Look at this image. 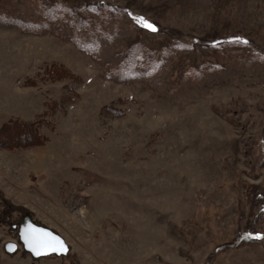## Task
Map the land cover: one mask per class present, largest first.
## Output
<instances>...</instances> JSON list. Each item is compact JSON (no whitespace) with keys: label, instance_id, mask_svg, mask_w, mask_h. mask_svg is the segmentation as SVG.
Here are the masks:
<instances>
[{"label":"rangeland","instance_id":"obj_1","mask_svg":"<svg viewBox=\"0 0 264 264\" xmlns=\"http://www.w3.org/2000/svg\"><path fill=\"white\" fill-rule=\"evenodd\" d=\"M0 264H264V0H0Z\"/></svg>","mask_w":264,"mask_h":264},{"label":"water","instance_id":"obj_2","mask_svg":"<svg viewBox=\"0 0 264 264\" xmlns=\"http://www.w3.org/2000/svg\"><path fill=\"white\" fill-rule=\"evenodd\" d=\"M30 230H37V232H46V233H50L54 237H58L61 241H63L64 245L67 248V251L56 252V251H50L47 249H41L40 254L37 255L32 250V248L28 246V243L25 240V237L29 235ZM17 234L19 237V242L22 244L24 250L30 253L33 258H41V257H46V256H51V255L66 256L69 252V246L62 235H60L58 232L54 231L52 228L44 224L35 222L33 218L28 214L21 218L18 224ZM17 249H18V244L14 242H9L6 244V251L9 253H14L17 251Z\"/></svg>","mask_w":264,"mask_h":264},{"label":"snow or ice","instance_id":"obj_3","mask_svg":"<svg viewBox=\"0 0 264 264\" xmlns=\"http://www.w3.org/2000/svg\"><path fill=\"white\" fill-rule=\"evenodd\" d=\"M138 22H142L143 26L146 28L155 31V26L148 21L144 20L142 17L137 18ZM246 43V41H245ZM28 246L39 255L41 249H47L50 251L56 252H65L67 251L66 246L63 241L58 237L52 236L50 233L46 232H37V230H30L29 235L25 237Z\"/></svg>","mask_w":264,"mask_h":264}]
</instances>
